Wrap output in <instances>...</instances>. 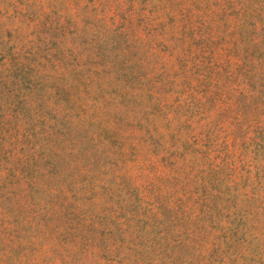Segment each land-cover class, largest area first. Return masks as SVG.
Masks as SVG:
<instances>
[{
    "label": "rangeland",
    "instance_id": "rangeland-1",
    "mask_svg": "<svg viewBox=\"0 0 264 264\" xmlns=\"http://www.w3.org/2000/svg\"><path fill=\"white\" fill-rule=\"evenodd\" d=\"M0 264H264V0H0Z\"/></svg>",
    "mask_w": 264,
    "mask_h": 264
}]
</instances>
